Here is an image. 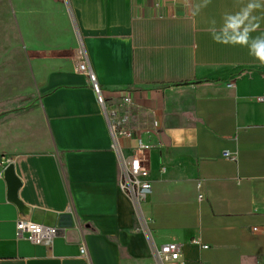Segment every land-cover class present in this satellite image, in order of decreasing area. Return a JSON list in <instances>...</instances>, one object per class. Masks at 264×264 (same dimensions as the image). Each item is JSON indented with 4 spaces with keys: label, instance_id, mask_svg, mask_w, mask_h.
Returning <instances> with one entry per match:
<instances>
[{
    "label": "crops",
    "instance_id": "crops-1",
    "mask_svg": "<svg viewBox=\"0 0 264 264\" xmlns=\"http://www.w3.org/2000/svg\"><path fill=\"white\" fill-rule=\"evenodd\" d=\"M14 3L40 99L0 118V264H160L168 243L183 264H264V0ZM80 47L110 106L134 94L118 146L150 172L143 215L118 187ZM11 164L29 220L59 229L52 247L18 236Z\"/></svg>",
    "mask_w": 264,
    "mask_h": 264
},
{
    "label": "built area",
    "instance_id": "built-area-1",
    "mask_svg": "<svg viewBox=\"0 0 264 264\" xmlns=\"http://www.w3.org/2000/svg\"><path fill=\"white\" fill-rule=\"evenodd\" d=\"M75 70L81 75L87 76L97 103L101 109L108 125L109 131L113 137L114 148L118 155L119 180L118 187L121 192L126 194L133 202L139 215L142 213V204L147 199L152 190V181L150 172L147 170L142 161L135 155L124 156L118 146L119 137H131L132 129L130 127L134 118L133 111L135 108V99L132 92H124L121 106H110L109 101L104 96L101 86L92 71L88 57L80 47L74 55ZM228 87L234 88L235 82L231 81ZM258 101L264 102V96L259 97ZM146 147L139 144V149ZM223 157L228 160H237V154L228 151L223 153ZM201 183H199V187ZM202 199V196H199ZM256 228L254 231H258ZM264 231V229H263ZM18 236L28 239L35 245H44L52 247L55 238L59 235V229L52 226H46L36 223L32 220L20 219L17 223ZM160 264H183L181 262V247L177 243H168L155 250Z\"/></svg>",
    "mask_w": 264,
    "mask_h": 264
},
{
    "label": "rangeland",
    "instance_id": "rangeland-1",
    "mask_svg": "<svg viewBox=\"0 0 264 264\" xmlns=\"http://www.w3.org/2000/svg\"><path fill=\"white\" fill-rule=\"evenodd\" d=\"M14 0H0V118L33 112L40 99L32 57L20 40Z\"/></svg>",
    "mask_w": 264,
    "mask_h": 264
},
{
    "label": "water",
    "instance_id": "water-1",
    "mask_svg": "<svg viewBox=\"0 0 264 264\" xmlns=\"http://www.w3.org/2000/svg\"><path fill=\"white\" fill-rule=\"evenodd\" d=\"M5 177L8 183L9 190V198L12 202H14L24 219L29 220V215L31 213V209L26 207L18 198V191L21 187V183L19 179L16 177L14 165H9L5 170Z\"/></svg>",
    "mask_w": 264,
    "mask_h": 264
},
{
    "label": "clouds",
    "instance_id": "clouds-1",
    "mask_svg": "<svg viewBox=\"0 0 264 264\" xmlns=\"http://www.w3.org/2000/svg\"><path fill=\"white\" fill-rule=\"evenodd\" d=\"M261 59H264V56H262Z\"/></svg>",
    "mask_w": 264,
    "mask_h": 264
},
{
    "label": "trees",
    "instance_id": "trees-1",
    "mask_svg": "<svg viewBox=\"0 0 264 264\" xmlns=\"http://www.w3.org/2000/svg\"><path fill=\"white\" fill-rule=\"evenodd\" d=\"M185 84H191V83H185Z\"/></svg>",
    "mask_w": 264,
    "mask_h": 264
}]
</instances>
